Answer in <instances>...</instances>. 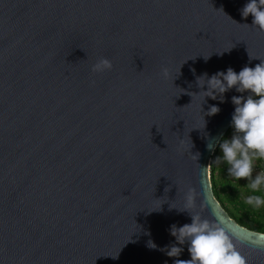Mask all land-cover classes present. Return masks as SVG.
Listing matches in <instances>:
<instances>
[{
	"label": "water",
	"instance_id": "obj_1",
	"mask_svg": "<svg viewBox=\"0 0 264 264\" xmlns=\"http://www.w3.org/2000/svg\"><path fill=\"white\" fill-rule=\"evenodd\" d=\"M248 2L0 0V264L190 259L187 244L166 251L171 226L191 223L189 187L194 210L264 264V232L229 215L204 170L248 93L193 94L205 73L264 60ZM102 57L112 69L92 73Z\"/></svg>",
	"mask_w": 264,
	"mask_h": 264
},
{
	"label": "clouds",
	"instance_id": "obj_2",
	"mask_svg": "<svg viewBox=\"0 0 264 264\" xmlns=\"http://www.w3.org/2000/svg\"><path fill=\"white\" fill-rule=\"evenodd\" d=\"M241 15L245 19L251 15V26L264 32V0H250L241 9ZM260 61L255 67L244 66L238 73L231 67L226 72L220 71L211 77L205 73L197 77V85L202 90L193 94L202 95L204 101L206 97L213 100L219 97L223 102L224 93L233 88L238 93H248L247 97L240 95L231 98L235 105L232 115L234 133L231 139L219 142L223 155L218 156L215 162H226L228 176L235 181H247L250 194L243 196V202L254 212L264 215V60ZM112 67L111 60L102 57L92 65L91 71L94 74L104 73ZM162 75L164 78L168 77L167 67L162 69ZM205 85L206 91L203 90ZM200 108L202 111V104ZM219 111V107L211 105L205 115L212 116ZM208 147L212 149L213 144L209 143ZM198 155H195L196 159ZM257 162H260V171H256ZM204 170L211 179V164ZM184 200L183 210L190 213L191 223L181 227L175 224L171 226L170 234L175 237L176 243L169 245L166 251L170 257H179L183 248L177 245L187 244L191 258L176 259L174 264H248L247 257L237 248L225 227L218 220L204 218L199 211L194 210L197 207L194 189H187ZM149 246L156 247L151 241Z\"/></svg>",
	"mask_w": 264,
	"mask_h": 264
},
{
	"label": "trees",
	"instance_id": "obj_3",
	"mask_svg": "<svg viewBox=\"0 0 264 264\" xmlns=\"http://www.w3.org/2000/svg\"><path fill=\"white\" fill-rule=\"evenodd\" d=\"M258 99L259 97H254ZM234 133L232 125L227 129L220 141L231 139ZM219 141V142H220ZM219 142L211 157V184L215 197L223 208L241 225L252 230L264 232V215L254 212L250 206L243 202V196L250 194L247 189V181H235L228 176L226 162L216 163L218 156L222 157ZM260 162H257L256 171H260ZM255 174V173H254Z\"/></svg>",
	"mask_w": 264,
	"mask_h": 264
}]
</instances>
